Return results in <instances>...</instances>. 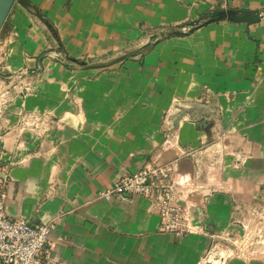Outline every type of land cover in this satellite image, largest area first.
I'll return each instance as SVG.
<instances>
[{
	"label": "crops",
	"instance_id": "obj_1",
	"mask_svg": "<svg viewBox=\"0 0 264 264\" xmlns=\"http://www.w3.org/2000/svg\"><path fill=\"white\" fill-rule=\"evenodd\" d=\"M218 9L263 17L189 30ZM0 17V81L19 87L0 191L10 217L52 226L42 264H199L233 199L264 198V0H0ZM153 161L187 181L191 234L159 232L145 198L99 199Z\"/></svg>",
	"mask_w": 264,
	"mask_h": 264
},
{
	"label": "built area",
	"instance_id": "obj_2",
	"mask_svg": "<svg viewBox=\"0 0 264 264\" xmlns=\"http://www.w3.org/2000/svg\"><path fill=\"white\" fill-rule=\"evenodd\" d=\"M24 90L27 92V88ZM185 183L177 174L176 162L153 161L136 172L122 175L98 197L106 201L145 198L159 217V232L182 235L195 228L189 224V213L182 201ZM5 201L6 195L0 191V264H42L41 256L51 245L52 226L32 225L22 217H10Z\"/></svg>",
	"mask_w": 264,
	"mask_h": 264
},
{
	"label": "rangeland",
	"instance_id": "obj_3",
	"mask_svg": "<svg viewBox=\"0 0 264 264\" xmlns=\"http://www.w3.org/2000/svg\"><path fill=\"white\" fill-rule=\"evenodd\" d=\"M25 88L27 92L30 91L27 86L22 87L24 92ZM10 90H19V87L7 86L0 81V114L6 106L14 104V98H10L8 94ZM7 94L8 96H5ZM242 199H233L231 231L222 240L214 242L204 253L199 264H221L231 257L250 259L264 256V198ZM192 230L187 234H191Z\"/></svg>",
	"mask_w": 264,
	"mask_h": 264
},
{
	"label": "water",
	"instance_id": "obj_4",
	"mask_svg": "<svg viewBox=\"0 0 264 264\" xmlns=\"http://www.w3.org/2000/svg\"><path fill=\"white\" fill-rule=\"evenodd\" d=\"M6 5H10L14 0H2ZM262 14L260 11H238V10H230V9H218L213 10L205 15H202L197 20L189 23L187 26L190 28L189 30H194L200 26L219 22V21H228L232 23H242L246 25H250L253 23H257L261 20ZM1 22V17H0ZM152 39H156V36H153ZM190 111V117L198 119L202 124L205 123L203 119L200 117V114L207 113L208 108L204 105H190L188 106Z\"/></svg>",
	"mask_w": 264,
	"mask_h": 264
}]
</instances>
